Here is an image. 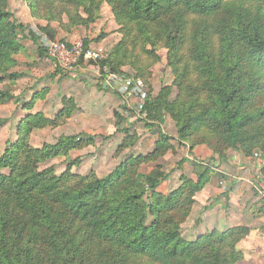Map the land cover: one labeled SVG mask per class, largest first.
<instances>
[{"label":"trees","instance_id":"obj_1","mask_svg":"<svg viewBox=\"0 0 264 264\" xmlns=\"http://www.w3.org/2000/svg\"><path fill=\"white\" fill-rule=\"evenodd\" d=\"M8 1L0 0V84L20 76L9 70L26 28L7 9ZM103 4L110 6L122 38L108 58L89 60L92 65L122 74L121 68L142 54L135 78H144L147 61L157 58L156 46L167 49L179 97L170 101L169 87L152 97L147 90L140 114L151 121L169 114L178 143L205 144L210 159H226L230 148L245 157L257 151L264 159V0H31L30 9L46 20L39 28L52 37L49 23L62 13L55 12L57 5L73 10L65 13L67 25L87 26ZM90 41L83 39L85 46ZM38 51L44 56L46 49ZM11 97L0 89V104ZM63 102L54 118L40 112L24 116L20 138L0 157V168H9L8 175L0 174V264H234L242 259L237 243L249 233L247 226L183 238L181 224L209 179L210 160H191L195 177L181 174L175 189L160 192L166 175L157 160L174 152L172 136L159 131L148 154L127 155L103 177L73 174L75 161L60 174L52 166L40 169V163L90 143L61 136L41 149L29 145L33 130L57 126L71 115L72 105ZM3 122L0 116V126ZM134 137L127 131L124 145H132ZM142 165L151 168L142 173ZM259 176L264 180V163Z\"/></svg>","mask_w":264,"mask_h":264},{"label":"rangeland","instance_id":"obj_2","mask_svg":"<svg viewBox=\"0 0 264 264\" xmlns=\"http://www.w3.org/2000/svg\"><path fill=\"white\" fill-rule=\"evenodd\" d=\"M30 2L31 0H9L7 3V9L12 16L26 28L20 34L21 48L19 53L14 55L16 63L9 70L12 73L18 72L20 76L13 82L6 79L0 84V89H7L12 95L5 103L0 104V116L4 119L0 126V157L20 138L17 128L24 116L40 112L46 117L54 118L63 107L64 98L73 107L71 115L57 126L33 130L28 136L29 145L41 149L45 144L54 145L61 136L88 138L90 143L80 149L71 150L67 157H57L40 163V169L52 166L55 174H60L67 168L69 162L75 161L70 167L73 174L84 176L94 173L98 177H103L124 161L127 155L134 157L139 153L148 154L153 149L160 131L164 135L172 136L171 143L177 148L157 160L166 175L163 184L160 183L157 189L162 191L175 189L180 184L181 174L195 177L192 173L191 160H210L209 179L195 194L196 205L193 204L194 209L192 207L191 214L181 224L183 238L191 241L213 229L221 232L237 226L238 223L232 224L235 223V219L228 221L226 218L229 214L235 213L237 208L241 214L238 225L249 227V233L237 243V247L242 251V259L234 264H264V181L261 180V176L259 177L262 165L256 166L258 171L253 168V172H247V175L243 174L244 167H237L239 163L251 164L255 159H261L258 152L255 151L251 156L245 157L230 148L226 150V159L219 160L216 157L210 159L214 156L205 144L191 147L187 143H178L175 138V123L169 114L165 113L161 121H151L145 113L140 114L139 105L143 100L131 93L121 94L117 87L106 85L91 62L80 63L75 69H67L56 64L47 50L44 56L39 55L38 47L44 48L41 36H45L47 40H58L68 44L87 38L91 40L88 46L98 50L102 59L108 58L112 48L122 38L120 27L108 4L101 5L95 21L87 26L67 25V11L73 10L69 5H57L55 12L62 10V13L59 21L49 23L54 32L51 37L40 30L39 27L45 25L46 20L31 13ZM78 12L85 16L81 8ZM155 51L157 58L154 63L150 59L147 61L145 77H140L144 83V90H148L152 97L156 96L161 88L169 87V100H175L179 97L180 88L167 65V49L157 45ZM143 56L139 55V60H136L134 65H124L121 73L129 78H135L138 74L135 67L143 66ZM31 101V107L24 109ZM115 111L120 114V119L115 117ZM127 131L135 134L136 138L130 146L124 145L127 141ZM180 160L181 163L178 162ZM150 168V165H142L140 172L149 171ZM222 172H227L224 176L226 179L219 176ZM8 173V167L0 168V174ZM252 176H257L258 179L252 180ZM239 178L247 181L243 182L245 187L241 188V196L237 198L235 191L238 188L235 184L232 185L231 192L236 195L230 194V197H233V200H230L227 181ZM208 184L209 188L212 186L213 189L206 194ZM200 192H204L201 198L198 197L203 201L196 200V195ZM254 215H259V220H256L258 227L253 231L246 224L253 225ZM214 220L220 222L219 226ZM226 221L229 227L224 226Z\"/></svg>","mask_w":264,"mask_h":264},{"label":"built area","instance_id":"obj_3","mask_svg":"<svg viewBox=\"0 0 264 264\" xmlns=\"http://www.w3.org/2000/svg\"><path fill=\"white\" fill-rule=\"evenodd\" d=\"M41 40L52 59L63 68L75 69L79 66V60L81 59L83 61H96L102 58L98 50L91 46H85L82 40H77L70 44L58 40H47L45 36H41ZM95 70L106 85L117 87L119 93L126 95L127 93H131L142 100L144 99L146 90H144L142 79L129 78L122 74L111 72L107 67L100 69L98 66H95Z\"/></svg>","mask_w":264,"mask_h":264},{"label":"crops","instance_id":"obj_4","mask_svg":"<svg viewBox=\"0 0 264 264\" xmlns=\"http://www.w3.org/2000/svg\"><path fill=\"white\" fill-rule=\"evenodd\" d=\"M85 62H88V61H83L82 63H85ZM135 103V102H134ZM137 104L135 103V106H136ZM176 148H177V146H176ZM261 159H255V162H253V163H251V164H249V163H245V164H242V163H239L238 165H237V167L238 168H242V167H244V173L243 174H245V175H247V172H249V173H251V171L253 172V168H256V170L258 171V167H256V166H261L262 165V163H264V159L261 157V156H259ZM224 161H226V160H224ZM227 162V161H226ZM260 162V163H259ZM219 164V163H218ZM218 164L216 165V166H218ZM185 166V164L182 166V168ZM182 168H181V170H182ZM242 171H243V169H242ZM229 172V174H231V172L230 171H228ZM227 172H222L221 174H219V176L220 177H223V178H225L226 179V177H224V176H226L227 174H226ZM226 174V175H225ZM260 177V176H259ZM254 178H257L258 179V177L256 176H252V180H254ZM262 180V179H261ZM262 181H264V180H262ZM243 182H245L243 179L241 180L240 178H239V180H237V179H233V180H230V181H227V184L229 185V187H228V191H229V198H230V200L232 199L233 200V197L231 196L230 197V194H234V195H236V193H233V192H231V190L233 189L231 186L232 185H236V188H238V190H236L235 192H237V198H239L240 196H241V193H242V191H241V188L242 187H245L244 186V184H243ZM247 182V181H246ZM245 182V183H246ZM163 184V183H162ZM160 188V187H159ZM213 189V187L211 186L210 188H209V184L207 185V187H206V189H205V191H206V194L207 193H210V191ZM159 190V189H158ZM159 191H161V192H163V193H166L168 190H166V189H164L163 191L162 190H159ZM204 193V192H203ZM203 193H199V194H197L196 195V200H201V199H199V198H201V195L203 194ZM199 197V198H198ZM201 201H203V200H201ZM237 201H239V199H237ZM236 201V202H237ZM238 203V202H237ZM195 205H196V203H195ZM193 209H194V207H193ZM235 213H233V214H229V216L228 217H226L227 219H228V221H229V219H235L236 221H235V223H232L233 225H235V224H239V220L241 219V214L239 213V210H237V208L235 209ZM234 215V216H233ZM260 215V214H259ZM259 215L258 216H256V215H254V221H253V225H252V223L250 224H246V225H249L250 227H251V229H253V231H254V229H256V227H258V225L256 224V220H259L258 219V217H259ZM239 217H240V219H239ZM257 217V218H256ZM215 221V224H217L218 226H219V224H220V222H216V220H214ZM221 221V220H220ZM228 221H226L225 222V227H229V223H228ZM237 224V225H238ZM264 226V225H263ZM213 227H216V225H213ZM263 231V230H262Z\"/></svg>","mask_w":264,"mask_h":264}]
</instances>
